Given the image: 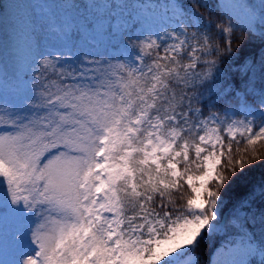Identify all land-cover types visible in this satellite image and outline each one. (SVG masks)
<instances>
[{
	"label": "snow or ice",
	"instance_id": "1",
	"mask_svg": "<svg viewBox=\"0 0 264 264\" xmlns=\"http://www.w3.org/2000/svg\"><path fill=\"white\" fill-rule=\"evenodd\" d=\"M223 7L247 24L201 12L207 0H167L162 23L89 22L112 39L101 53L79 44L81 26L52 27L66 43L37 46L15 100L0 97V264H199L237 186L224 227L251 253L258 199L264 264V174L247 175L264 165V55L259 85L236 59L257 20L264 43V2ZM224 58L245 71L239 91L214 88Z\"/></svg>",
	"mask_w": 264,
	"mask_h": 264
},
{
	"label": "rangeland",
	"instance_id": "2",
	"mask_svg": "<svg viewBox=\"0 0 264 264\" xmlns=\"http://www.w3.org/2000/svg\"><path fill=\"white\" fill-rule=\"evenodd\" d=\"M90 0H87L89 3ZM222 13L231 12L234 19L241 25L247 24V18L241 8H224V5H245L254 9L258 15L259 6L264 0H214ZM167 0H146L137 2L133 0L129 5L124 0H101V5L86 14L90 21L96 22H121L135 16L139 19L147 18L149 23L164 22L167 17L163 6ZM105 4L118 5L110 8L102 7ZM4 5L10 7L5 11ZM43 6V9L41 8ZM45 0H3L0 6V80L7 79L13 85L22 86L27 78L26 72L31 63V55L36 47L40 51L51 52L61 48L65 43L62 34L52 31V27L72 23L66 13L60 15V20L51 22L48 12H45ZM167 15H171L168 13ZM115 18V19H113ZM257 30L259 32V22ZM92 42L104 41V32H89ZM239 237L230 239L216 248L211 255L210 264H231L232 261H250L252 258H261L259 249L254 246L251 253L247 249H236L230 243L238 241ZM195 256V254L193 253Z\"/></svg>",
	"mask_w": 264,
	"mask_h": 264
},
{
	"label": "trees",
	"instance_id": "3",
	"mask_svg": "<svg viewBox=\"0 0 264 264\" xmlns=\"http://www.w3.org/2000/svg\"><path fill=\"white\" fill-rule=\"evenodd\" d=\"M46 8L45 12H48V18L51 22L59 21L60 15L64 12L67 17L70 19L72 24L79 25L81 30V38L79 44L83 45L87 49H91L97 53L110 51L112 47L111 37L104 32V41L101 42H92L90 40L89 32H86L85 29L89 22L94 23V20L90 21V17H87L92 8L85 7V5L93 4V0H90L87 3V0H45ZM101 0H94V2L99 3ZM126 4L132 3L133 0H124ZM146 0H137V2H143ZM157 1V0H155ZM3 0H0V6ZM187 0H185V3ZM209 4L208 9L201 8L200 11L203 13H211L215 19H226L224 13L218 8L216 1L207 0ZM71 4L74 7H63V5ZM239 23V22H238ZM240 24V23H239ZM233 47H237V42L233 41ZM75 50V49H74ZM264 55V43H262L259 38V32H256L255 35L247 37L244 41L240 43L239 55L236 59H239L241 56L247 61L248 66L251 67V72L248 73L252 82L259 85L261 83L260 75V58ZM255 59V65H252V61ZM244 78L245 71L238 68V66L228 58H224L219 65V70L216 74V79L214 81L215 89H224L228 86L232 87V90L239 91L244 87ZM240 82V89L235 88V82ZM209 85H205L207 88ZM21 86L13 85L7 81V79L0 80V97L7 98L10 101H14L17 93ZM215 98V97H214ZM231 99V98H230ZM220 106V105H218ZM243 147V145L241 146ZM258 151L264 153V145L257 146ZM235 157V154H234ZM239 158V157H235ZM247 158V157H246ZM227 163L225 162V168ZM223 170V169H222ZM225 174H228L225 172ZM262 174H264V165L254 164L253 167L247 170V175L250 181L259 182ZM185 191H188L185 186ZM244 191L243 188L237 186L235 189L229 190L227 194L224 195V204L221 206V224L220 226L211 233H206L204 238L199 242L197 248L195 249V256L198 254L199 264H210L211 255L214 250L222 245L223 242L230 239L238 237V235L224 227V224L227 223L230 215L232 213V207L235 204L236 198ZM251 212L256 214L255 220H250L252 228L249 230V234L254 233L256 237V246L259 249V239L261 238V227L259 223V200L257 199L256 204L252 206ZM243 215V213H241ZM255 259L256 264H260L261 258H252Z\"/></svg>",
	"mask_w": 264,
	"mask_h": 264
}]
</instances>
